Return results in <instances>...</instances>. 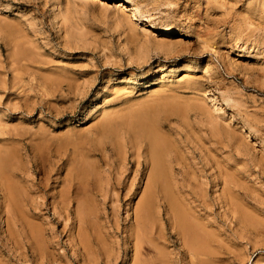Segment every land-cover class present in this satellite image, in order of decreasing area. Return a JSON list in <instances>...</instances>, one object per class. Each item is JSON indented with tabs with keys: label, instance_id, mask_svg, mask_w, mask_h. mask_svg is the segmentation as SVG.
Wrapping results in <instances>:
<instances>
[{
	"label": "rangeland",
	"instance_id": "obj_1",
	"mask_svg": "<svg viewBox=\"0 0 264 264\" xmlns=\"http://www.w3.org/2000/svg\"><path fill=\"white\" fill-rule=\"evenodd\" d=\"M85 262L264 264V0H0V264Z\"/></svg>",
	"mask_w": 264,
	"mask_h": 264
},
{
	"label": "bare ground",
	"instance_id": "obj_2",
	"mask_svg": "<svg viewBox=\"0 0 264 264\" xmlns=\"http://www.w3.org/2000/svg\"><path fill=\"white\" fill-rule=\"evenodd\" d=\"M120 2H121V1H120ZM121 3H122V2H121ZM123 4H124V3L119 4L118 6H120V5L122 6ZM126 8H127V7H126ZM114 122H115V121H114ZM138 133H139V132H138ZM138 133H137V135H139ZM140 136H143V135L140 134ZM124 138H125V137H124ZM154 139H156V137H154V138L151 140V141H152L151 143H152V146H153V147H154L155 144H156V143H155L156 140H155V142H154ZM157 146H158V145H157ZM150 152H151V151H150ZM137 155H138V154H137ZM158 155L160 156V154H158ZM155 156H157V154H156V155L153 154V157H155ZM5 157H6V156H5ZM151 157H152V155H151ZM157 158H158V156H157ZM153 160H154V158H153ZM137 161H138V160H137ZM155 161H156V159H155ZM155 161H153V162L156 163ZM151 162H152V161H151ZM151 162H150V163H151ZM157 162H158V161H157ZM138 165H139V164H138ZM138 165H137V166H138ZM134 167H135V166H134ZM153 167H155V164H154ZM119 171H120V170H119ZM119 171H118V172H119ZM154 171H155V170H154ZM121 175H122V174H121ZM119 177H120V176H119ZM68 178H69V177H68ZM72 179H73V178H72ZM72 179H71V180H72ZM77 180H78V179H77ZM120 180H121V179H120ZM31 181H32V180H31ZM147 181H148V180H147ZM149 181H150V180H149ZM69 183H72V182H69ZM81 183H82V182H81ZM116 186H117V185H116ZM7 187H8V186H7ZM148 187H149V186H148ZM8 188H9V187H8ZM150 189H151V188H150ZM8 190H9V189H8ZM8 190H7V191H8ZM69 190H70V189H69ZM77 190H78V189H77ZM5 193H6V191H5ZM9 194H10V192H9ZM10 196H11V195H10ZM175 202H176V201H175ZM140 203H141V202H140ZM13 204H14V203H13ZM143 204H144L143 202H142V204H139V205H138L139 208H140ZM8 205H9V204H8ZM14 205H15V204H14ZM14 205H13V206H14ZM140 205H141V206H140ZM5 206H6V205H5ZM143 206H144V205H143ZM139 208H137V209H139ZM135 209H136V208H135ZM14 210H15V209H14ZM8 211H9V210H8ZM136 211H137V210H135V212H136ZM138 211H139V210H138ZM12 212H13V210H12ZM81 212H82V211H81ZM62 213H63V212H62ZM137 213H138V212H137ZM137 213H136V214H137ZM176 213H177V212H176ZM83 214H84V213H83ZM137 215H138V216H137ZM137 215H135V216H137V218H135V219H136V221H135L136 223L139 222V221H137V219L141 220V218H140V216H139V213H138ZM78 216H79V215H78ZM83 216H84V215H83ZM141 216H142V215H141ZM13 217H14V215H13ZM79 217H81V216H79ZM79 217H78V219H79ZM138 217H139V218H138ZM76 218H77V217H76ZM19 219H21V218L19 217ZM19 219H18V220H19ZM78 219H76L77 222H78V223H79V221L81 222V219H80V220H78ZM179 219H180V222H181V223H180V222H179V223H180V224H183V227H184L183 229L187 230L188 232H192V231L195 229V228H194V225H193L194 223L188 222L186 219L183 220V217H182V218L180 217ZM181 219H182L183 221H181ZM36 220H37V219H36ZM143 220H144V218H143ZM143 220H142V221H143ZM22 221H23V220H22ZM59 221H60V220H59ZM23 222H24V221H23ZM143 222H144V221H143ZM143 222H142L141 224H143ZM182 222H183V223H182ZM21 223H22V222H21ZM25 223H26V222H25ZM82 223H83V221H82ZM22 224H23V223H22ZM79 224H80V223H79ZM30 225H31V224H30ZM110 225H111V224H110ZM136 225H138V224H136ZM136 225H135V226H136ZM139 225H140V224H139ZM22 226L24 227V225H22ZM23 227H22V228H23ZM26 227H27V226H26ZM28 227H29V226H28ZM136 227H137V226H136ZM143 227H144V226H143ZM24 228H25V227H24ZM29 228H31V226H30ZM78 228L81 229L80 226H79ZM78 228H77V229H78ZM11 230H12V229H11ZM35 231H36V230H35ZM78 231H79V230H78ZM80 231H81V230H80ZM80 231H79V232H80ZM85 231H86V230H85ZM136 231H137V229H136ZM136 231H135V233H136ZM28 232H29V231H28ZM36 232H37V231H36ZM76 232H77V231H76ZM77 234H78V233H77ZM190 234H191V236H193L192 233H190ZM33 235H34V234H33ZM75 235H76V234H75ZM82 235H83V234H82ZM72 237H73V236H72ZM79 237H80V236H79ZM86 237H88V235H87ZM86 237H85V238H86ZM76 238H77V236H76ZM135 238L137 239V235H136ZM139 238H140V237H139ZM29 239H32V238H29ZM29 239H28V240H29ZM33 239H34V236H33ZM33 239H32V240H33ZM87 239H88V238H87ZM136 239H135V243H136ZM78 240H79V239H77V243L80 242V241L78 242ZM80 240H81V244H80V245H82L83 247H81V246H79V247L82 249V248H84V246H85V241L83 240L82 236L80 237ZM88 240H89V239H88ZM139 240H140V239H139ZM25 241H26V240H25ZM34 241H35V243H36V240H34ZM140 241H141V240H140ZM14 242H15V241H14ZM31 242H32V241H31ZM38 242H39V241H38ZM29 243H30V242H29ZM73 243H74V242H73ZM139 243H140V242H139ZM139 243H138V244H139ZM39 244H40V243H39ZM138 244H137V245H138ZM36 245H38V244L36 243ZM137 245H136V246H137ZM77 246H78V245H77ZM139 246H140V245H138V247H139ZM34 247H35V246H34ZM40 248H41V247H40ZM74 248H75V247H74ZM38 249H39V248H37V251H38ZM76 249H77V248H76ZM85 249H86V247H85ZM85 249H84L83 251H85ZM135 249H136V248H135ZM137 249H138V248H137ZM20 250H21V249H20ZM31 250H33V249H31ZM41 250H42V249H41ZM41 250H39V251H41ZM86 250H87V249H86ZM89 250H90V249H89ZM87 251H88V250H87ZM91 252H92V251H91ZM39 253L42 254V252H39ZM64 253H65V252H64ZM88 253H89V252H88ZM88 253H86V251H85V252H84V255L86 256V254H88ZM41 254H40V255H41ZM65 254H66V253H65ZM37 256H38V255H37ZM51 256H52V255H51ZM64 256H65V255H64ZM87 256H88V258H90L92 255H91V253H90V256H89V254H88ZM93 256H94V255H93ZM40 257H41V256H40ZM42 257H43V255H42ZM44 257H45V256H44ZM52 257H53V256H52ZM82 257H83V255H82ZM53 258H54V257H53ZM57 258H58V257H57ZM83 258H84V257H83ZM83 258H82V259H83ZM86 258H87V257H86ZM37 259H39V258H37ZM43 259H44V258H43ZM90 259H91V258H90ZM84 260H85V258H84ZM81 261H82V260H81ZM94 261H95V260H94ZM138 261H139V260H138ZM48 262H49V261H48ZM50 262H51V261H50ZM83 262H84V261H83ZM135 262H137V260H135ZM85 263H87V262H85ZM49 264H50V263H49ZM87 264H88V263H87ZM89 264H90V263H89ZM95 264H96V263H95ZM134 264H136V263H134ZM137 264H138V263H137ZM139 264H141V263H139Z\"/></svg>",
	"mask_w": 264,
	"mask_h": 264
}]
</instances>
